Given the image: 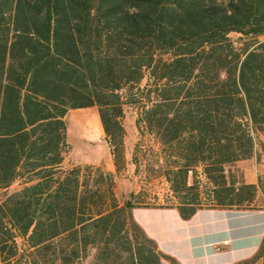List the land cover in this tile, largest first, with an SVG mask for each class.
Returning <instances> with one entry per match:
<instances>
[{"label":"trees","instance_id":"trees-1","mask_svg":"<svg viewBox=\"0 0 264 264\" xmlns=\"http://www.w3.org/2000/svg\"><path fill=\"white\" fill-rule=\"evenodd\" d=\"M126 106L154 140L135 173L166 183L162 203L116 193ZM89 107L115 172L63 165L67 115ZM263 153L264 0H0L1 264H180L133 210H264V175L231 169Z\"/></svg>","mask_w":264,"mask_h":264},{"label":"crops","instance_id":"crops-1","mask_svg":"<svg viewBox=\"0 0 264 264\" xmlns=\"http://www.w3.org/2000/svg\"><path fill=\"white\" fill-rule=\"evenodd\" d=\"M236 168L246 183H257L264 157L237 161L231 166ZM133 214L159 249L180 264H264L263 255L251 260L264 242L263 209L203 207L189 219L175 207L135 208Z\"/></svg>","mask_w":264,"mask_h":264},{"label":"rangeland","instance_id":"rangeland-1","mask_svg":"<svg viewBox=\"0 0 264 264\" xmlns=\"http://www.w3.org/2000/svg\"><path fill=\"white\" fill-rule=\"evenodd\" d=\"M239 36L238 33L230 34L236 45L240 43ZM124 113L123 123L126 129L127 166L121 174H115L116 193L119 199L123 201L131 192L145 189L151 194H158L160 198L158 202L162 203L163 196L167 190L166 183L158 179L151 183H146L141 174L135 173V165L132 162L135 145H140L138 151L141 152V150L146 148V144L154 145V140L141 137L135 124L137 118V110L135 108L126 106ZM67 122L68 141L71 144V151L65 158L64 167H68L72 163L102 164L105 169L108 170L109 167H112L114 169L113 172H115L110 145L103 131L97 108L72 109L67 115ZM261 156L264 157V153ZM16 188H18V185L14 184L10 191ZM167 263L171 264L169 261H166Z\"/></svg>","mask_w":264,"mask_h":264}]
</instances>
